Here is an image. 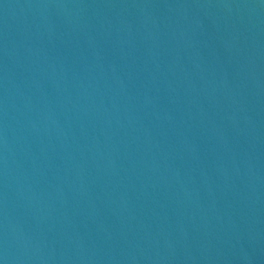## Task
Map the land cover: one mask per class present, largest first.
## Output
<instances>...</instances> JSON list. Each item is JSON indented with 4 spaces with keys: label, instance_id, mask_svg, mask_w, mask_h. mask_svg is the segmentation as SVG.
I'll use <instances>...</instances> for the list:
<instances>
[{
    "label": "water",
    "instance_id": "obj_1",
    "mask_svg": "<svg viewBox=\"0 0 264 264\" xmlns=\"http://www.w3.org/2000/svg\"><path fill=\"white\" fill-rule=\"evenodd\" d=\"M0 264H264V0H0Z\"/></svg>",
    "mask_w": 264,
    "mask_h": 264
}]
</instances>
